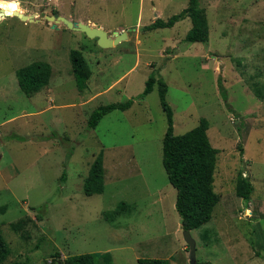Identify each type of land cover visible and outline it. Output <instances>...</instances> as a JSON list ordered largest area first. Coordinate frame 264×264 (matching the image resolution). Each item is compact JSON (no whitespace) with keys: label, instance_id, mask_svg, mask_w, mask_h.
<instances>
[{"label":"rangeland","instance_id":"1","mask_svg":"<svg viewBox=\"0 0 264 264\" xmlns=\"http://www.w3.org/2000/svg\"><path fill=\"white\" fill-rule=\"evenodd\" d=\"M189 1L0 0L1 9L15 4L38 19L0 20V228L11 249L4 264H62L85 254L96 255V264L140 258L190 264L177 191L163 166L168 121L159 83L142 97L151 76L168 86L175 134L205 119L220 151L215 189L221 201L213 219L191 231L197 261L264 264V0H202L206 25L194 42L191 18L147 30ZM54 14L129 38L102 48L83 32L47 24L45 16ZM73 51L92 71L82 89ZM35 61L49 63L52 76L29 97L16 74ZM129 100V110L88 127L99 106ZM101 153L105 190L87 196L84 181ZM240 172L254 188L250 201L236 194ZM123 201L129 208L111 222L105 214Z\"/></svg>","mask_w":264,"mask_h":264},{"label":"trees","instance_id":"2","mask_svg":"<svg viewBox=\"0 0 264 264\" xmlns=\"http://www.w3.org/2000/svg\"><path fill=\"white\" fill-rule=\"evenodd\" d=\"M202 0H190L189 6L181 13L172 16L168 21L157 19L147 27V30L159 28H172L178 22L191 18L194 21L195 33L189 40H197V33L201 32L206 25L202 18L200 3ZM197 32V33H196ZM200 34V33H199ZM202 37L206 41V36ZM71 63L73 74L80 89L86 86L92 77V71L83 54L79 51L71 52ZM17 79L20 89L29 97L38 93L42 88L49 85L52 76V67L49 63L35 61L23 66L17 71ZM159 83L160 101L166 113L168 128L163 139V166L167 172L168 180L177 191L176 210L181 217L184 230H198L213 219L214 210L221 201V196L215 189V172L219 150L212 146L208 130L209 125L205 119L193 130L183 134H175V121L172 108L167 102L166 95L168 86L163 80L151 76L147 81L146 89L142 97L149 95L154 86ZM254 91L260 96L259 89L254 86ZM134 101L129 100L123 103H111L101 105L95 109L89 119L88 127L96 129L101 121L120 110H129ZM245 172H240L236 183V194L245 201H250L254 188ZM105 190V168L104 157L101 153L92 163L89 174L84 181V192L87 196L102 194ZM129 208L125 201L110 214H105L111 222L122 216ZM23 223V222H22ZM22 223L14 225L18 230ZM11 254V249L0 228V264H4ZM97 257L92 254L69 257L62 264H96ZM12 264H20L18 262ZM138 264H170L168 260L140 258ZM197 264H212L210 262Z\"/></svg>","mask_w":264,"mask_h":264},{"label":"water","instance_id":"3","mask_svg":"<svg viewBox=\"0 0 264 264\" xmlns=\"http://www.w3.org/2000/svg\"><path fill=\"white\" fill-rule=\"evenodd\" d=\"M7 17H17L21 21H24V22H31V23L38 22V19L36 18L35 15H28V14L23 15L17 11H15L12 14V12H7V11L0 9V20L5 19ZM45 19H46L47 24H50L49 22H51L54 27H56L57 24H63L68 29L78 31V32H83L89 38L97 39L99 46L102 48L113 47L129 38L127 33H117L116 32L110 35L98 25L91 26L89 24H85L81 22H73L70 19L63 17L59 14H54V15H49V16L47 15L45 16ZM184 239L189 248L190 264H197V254H196L197 253V241L193 238L190 230H184Z\"/></svg>","mask_w":264,"mask_h":264},{"label":"bare ground","instance_id":"4","mask_svg":"<svg viewBox=\"0 0 264 264\" xmlns=\"http://www.w3.org/2000/svg\"><path fill=\"white\" fill-rule=\"evenodd\" d=\"M0 9H1V8H0ZM1 10L7 11V12H12V14H13L15 11H17V12L23 14V15L25 14V13L22 11V9H20L19 7H16L15 10H7V9H5V8H2Z\"/></svg>","mask_w":264,"mask_h":264},{"label":"crops","instance_id":"5","mask_svg":"<svg viewBox=\"0 0 264 264\" xmlns=\"http://www.w3.org/2000/svg\"><path fill=\"white\" fill-rule=\"evenodd\" d=\"M68 19H70L71 21L74 22V20H73L71 17H69ZM78 22L85 23V22H83V21H78ZM85 24H89V25H91V26H96V25H98V24H94V23H90V22H87V23H85ZM98 26H100V25H98ZM100 27L102 28V26H100Z\"/></svg>","mask_w":264,"mask_h":264},{"label":"snow or ice","instance_id":"6","mask_svg":"<svg viewBox=\"0 0 264 264\" xmlns=\"http://www.w3.org/2000/svg\"><path fill=\"white\" fill-rule=\"evenodd\" d=\"M3 5H0V7H2ZM9 7H11V8H13V9H15L16 8V5L15 4H13V5H10Z\"/></svg>","mask_w":264,"mask_h":264}]
</instances>
